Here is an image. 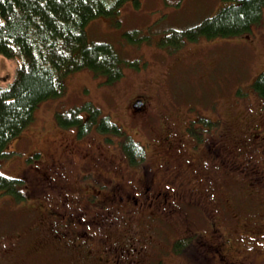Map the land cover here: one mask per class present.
<instances>
[{"label":"rangeland","instance_id":"374dc122","mask_svg":"<svg viewBox=\"0 0 264 264\" xmlns=\"http://www.w3.org/2000/svg\"><path fill=\"white\" fill-rule=\"evenodd\" d=\"M231 1L140 0L136 4L129 0L116 15L97 17L87 25L90 40L110 42L119 51L124 75L109 83L91 69L73 72L65 80L64 94L40 104L32 123L11 142L9 149L14 152L10 156L19 160H1L0 171L9 176H24L23 172H27L30 183L27 202L0 194V264H215L214 259L219 255L216 253L214 257L213 252H204L199 245L202 243L198 242L199 237L209 243L231 239L234 246L242 247L253 240L249 237L263 231L264 223H261L263 229H258L246 222L255 215H260V220L264 218V195L256 197V200L245 198L243 194L251 192V185L249 177L243 175V168L219 169L211 163V169L207 171L216 179L212 185L218 189L217 194L224 196L226 190L233 193L232 198L228 196L227 205L217 209L210 203L199 202L201 211L192 208L187 203L189 199H185V203L174 201L170 204L175 208L174 215H148L152 211L159 213L155 204L149 206L150 209L144 208L149 212L140 210V213H133L126 224L121 222L120 240L114 238L109 242L115 249L102 252L99 261L94 262L91 258L89 261L77 260L71 253H60L56 257L50 253L48 242L35 254L30 248L32 241H20L30 235L29 230L39 222V215H42L40 221L48 215L45 210L47 200L42 195L45 179L41 171L49 167L51 157L57 163L64 162L66 157L73 159L70 165L75 170L85 159H102L106 164L127 168L121 148L113 142L114 134H105L108 142L95 131L76 138L70 127L65 128L70 132L59 127L57 111H68L71 106H82L87 102L99 106L103 114L111 115L112 120L125 131L147 144L144 167L151 170L150 163L156 156L152 142H156L153 130L160 123L158 115L166 126L170 125L169 134L177 133L178 137L192 140L187 146L194 142L191 136L185 135L184 128L188 125L192 130L204 131L205 135L212 133L209 136L222 132L219 137L224 142L221 152L228 159L232 149L237 147L243 123L244 126L254 122L264 125V111H260L262 99L247 90L264 70V14L261 23L254 25L252 31L239 36L200 38L177 48L168 44L170 49L163 43L165 39H174L176 30L199 24ZM17 66V59L0 55V85L7 83ZM142 95L149 104L142 112H136L131 102L134 97ZM84 110V113L88 112V109ZM206 118L213 124H205ZM36 148L43 149L45 160L26 170L20 160L22 157L30 160L27 150ZM186 149V153L184 148L180 151L181 168L186 174L184 179L193 180L197 175L191 164L186 162L188 156L185 155H196L197 151L190 147ZM93 168L100 170L97 164ZM105 176L108 177L106 172ZM78 184L76 176L65 177L58 187L60 195L64 191H72L70 187ZM201 185L202 193H206V186ZM261 189L264 187L259 191ZM255 206L259 214H254L257 212ZM51 220L55 222L53 217ZM114 220L110 218L107 225L97 229L96 246L100 247L101 237L106 238L110 222ZM53 224L51 222L45 227L51 228ZM140 226H146L148 230L144 231ZM129 237H132V247L118 245ZM182 237H190L191 245L181 252L174 251L173 241ZM239 238L247 242L243 243ZM33 245L35 248L38 244Z\"/></svg>","mask_w":264,"mask_h":264},{"label":"trees","instance_id":"16d2710c","mask_svg":"<svg viewBox=\"0 0 264 264\" xmlns=\"http://www.w3.org/2000/svg\"><path fill=\"white\" fill-rule=\"evenodd\" d=\"M127 1L0 0V55L18 61L13 76L7 83L0 85V164L1 160H7L14 152L9 149L11 142L32 123L37 107L64 94L65 80L70 74L91 69L109 83L116 82L124 75L123 58L119 51L110 42L90 40L87 25L97 17L116 15ZM133 1L140 3V0ZM263 14L264 0H233L199 24L176 30L173 35L175 38L165 39L163 43L165 47L172 44L177 48L200 38L239 36L261 23ZM248 88L249 94L254 92L262 99L263 106L264 70ZM141 97L146 98L144 95ZM84 109H88V112L84 113ZM57 117L59 127L65 131V128L70 127L76 138H83V135L95 131L103 135V141H107L105 134H114L113 142L121 148L124 157H129L131 165L145 166L147 144L125 131L112 120L111 115L103 114L102 109L94 103L87 102L82 106H71L68 111H57ZM204 123L213 124L208 118L204 119ZM196 130H192L189 125L184 128L185 135L191 136L197 143L194 147V142L187 146L191 139L178 137L176 133L173 139L178 137V142L183 146H176L175 150L168 148L169 141L162 143L161 138L156 136V142H152L156 156L150 163L156 177L161 174L163 160L170 159L175 164L174 168L178 169L183 148L186 153V148L195 151L198 144L206 143L202 134L192 136ZM36 150L35 154L43 151L42 148ZM27 153L31 154L28 150ZM192 169L197 171V168ZM23 173L24 176H9L0 171V194L27 202L30 181L28 173ZM226 192L230 198L233 197L231 190ZM191 240L190 237L175 239L173 250L181 252L189 248Z\"/></svg>","mask_w":264,"mask_h":264},{"label":"flooded vegetation","instance_id":"af4514ba","mask_svg":"<svg viewBox=\"0 0 264 264\" xmlns=\"http://www.w3.org/2000/svg\"><path fill=\"white\" fill-rule=\"evenodd\" d=\"M147 103L149 104V100L146 98L134 97L131 105L136 112H142L146 109ZM263 108L264 104L260 107V111H264ZM158 118L160 123L155 125L153 130L155 138L156 136L161 138L162 143L169 141L168 148L171 150H175L176 146L182 147L183 145L178 142V137L173 139L175 133L174 135L173 133L169 134L170 125L166 126L160 115ZM197 134H202L203 138L208 139V141L205 140L204 145L198 144L197 149L195 148L196 155H185L189 157L185 158L186 162L190 163L194 169L197 168V171H193L197 175L195 179L193 177V180L184 179L186 174H184L181 166L178 169L174 168L175 164L170 159L163 160L161 174L156 177L150 167L131 165L128 156L125 157L126 169L106 164L102 159H94L93 161L85 159L78 170L70 165L73 159H68L69 157H66V161L59 163L51 157L49 167L41 171L42 178L45 179L42 195L47 200L45 210L48 215L44 221H40L42 215H39V222L29 230L30 235L21 238L20 241L27 240V243L32 241L30 248L34 249L33 253L35 254L39 253L38 249H43L44 244L48 242L50 253L52 252L56 257L60 253H71L76 255L77 260L89 261L88 259L91 258L94 262L99 261L102 252L108 253L115 249L109 245V242L114 238H117V241L120 240L122 236L119 231L121 222H127L133 213H140V210L142 213L149 212V210L144 211V208L148 209L149 206L155 204V209L160 210L159 213L156 214L152 211L148 215H174L176 213L175 208L170 207L174 201L185 203V199H189L187 203L191 204L192 208H198L201 211L202 206L199 205V202L210 203L217 209L227 205V192L224 196L218 195V189L212 185L216 179L212 177L210 171H207L209 168L211 169V163H214V166L219 169L243 168V175L249 177L251 185V192L248 191V193L243 194L245 198L256 200V197L264 195V190L259 191L260 187H264V125L262 123L254 122L246 126L243 123L237 147L232 149L230 159L222 156L221 148L224 147V142L222 138H219L223 135L222 132L209 136L212 133L207 132L205 135L204 131L196 130L193 135L197 137ZM196 145L197 143L194 142L192 147ZM35 150L29 151L31 152L30 160L23 157L20 160L26 170L29 167L37 166L39 161L45 160L44 151L40 150L38 154H35ZM8 159L11 162L19 160L18 157L14 156H10ZM90 163L92 164L90 165ZM96 164L100 168L99 171L93 168ZM206 167L207 169H205ZM105 172L108 177L105 176ZM220 172L224 171L220 170ZM71 176H76L79 179L78 186H72L70 187L72 191L67 190L64 191L63 195H60L58 187L62 185L65 177ZM201 184L206 186V193H202ZM162 208L168 210H162ZM254 214L259 213L257 211ZM49 217H53L55 222ZM110 218L115 220L110 222L111 227L106 238L101 237L102 242L98 247L96 246L98 239L95 236L98 234L97 229L107 225L106 222H109ZM257 218L255 215L251 221L247 220L246 223H252L258 229H263L261 223H264V218L262 220ZM50 221L52 224L54 223L52 227H45L51 224ZM143 224L146 223L143 222ZM140 227L144 231L148 230L146 226ZM258 234L254 235L253 238L249 237L253 240H249L248 244L246 246L243 244L242 247L234 246L231 239L228 242L224 239L222 242L209 243L199 237L198 242H202L199 245L204 252L211 251L214 253V257L219 255L214 259L215 264H264V229ZM239 239L243 243L247 242L242 238ZM33 243L38 245L34 248ZM118 245L120 247H132V237ZM121 254L126 255V253ZM133 259L135 260V258ZM115 262L117 263L116 259Z\"/></svg>","mask_w":264,"mask_h":264}]
</instances>
